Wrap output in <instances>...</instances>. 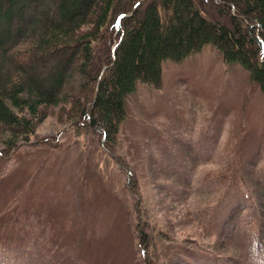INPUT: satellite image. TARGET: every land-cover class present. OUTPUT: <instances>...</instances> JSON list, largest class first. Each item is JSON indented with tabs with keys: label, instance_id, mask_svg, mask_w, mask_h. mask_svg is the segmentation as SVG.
<instances>
[{
	"label": "trees",
	"instance_id": "trees-1",
	"mask_svg": "<svg viewBox=\"0 0 264 264\" xmlns=\"http://www.w3.org/2000/svg\"><path fill=\"white\" fill-rule=\"evenodd\" d=\"M218 1L227 23L210 20L195 0H0V264H156L149 223L141 220L144 227L135 230L132 213L101 179L79 185L77 198L63 195L56 179L41 175L21 150L39 142L38 126L56 114L76 135L95 138L141 201L135 173L116 152L126 101L138 85L160 87L166 61L181 62L211 44L264 93V0ZM13 156L20 167L3 174ZM237 161L231 176H218L227 190L222 218L226 223L235 211L237 220L248 208L258 232H238L233 224L209 231L188 212L204 237L231 252L227 257L220 247L207 263L248 264L250 256L264 263V172L252 165L245 175L253 159ZM175 174L193 187L192 178Z\"/></svg>",
	"mask_w": 264,
	"mask_h": 264
},
{
	"label": "rangeland",
	"instance_id": "rangeland-1",
	"mask_svg": "<svg viewBox=\"0 0 264 264\" xmlns=\"http://www.w3.org/2000/svg\"><path fill=\"white\" fill-rule=\"evenodd\" d=\"M195 2L210 20L229 22L220 12L218 0ZM126 108L116 152L135 173L141 201L128 190L125 171L95 138L76 135L56 114L38 126L39 142L24 145L22 155L31 165L39 164L41 175L54 177L63 195L77 198L79 185L85 189L91 186L90 179L96 183L94 175L101 179L132 213L135 230L144 227L142 221L149 223L148 232L154 240L150 257L156 264H213L203 260L208 253L224 248L221 242L204 237L202 229L189 221L188 212L209 231H225L233 224L238 232H258L248 208L237 220L234 211L226 223L223 221L227 212L223 192L227 190L218 180L221 173L229 177L239 169L237 160L242 157L253 159L245 175L252 165L264 172V93L249 79L247 70L237 63H224L220 52L209 44L181 62L166 61L161 86L138 85L127 98ZM187 146L195 150L196 163L190 159L194 151ZM153 160L158 164L153 165ZM18 167L20 161L13 156L4 165L3 174ZM174 174L192 178L193 187L174 180ZM241 190L249 193L245 187ZM178 199L182 201L178 203ZM90 246L97 250V244ZM183 252L199 257H186ZM219 253L231 257L225 248ZM49 257L45 256L46 260ZM249 258L248 264H264Z\"/></svg>",
	"mask_w": 264,
	"mask_h": 264
},
{
	"label": "bare ground",
	"instance_id": "bare-ground-1",
	"mask_svg": "<svg viewBox=\"0 0 264 264\" xmlns=\"http://www.w3.org/2000/svg\"><path fill=\"white\" fill-rule=\"evenodd\" d=\"M2 256V255H1Z\"/></svg>",
	"mask_w": 264,
	"mask_h": 264
}]
</instances>
